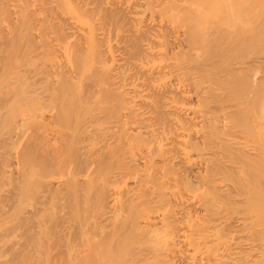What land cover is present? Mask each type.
I'll return each instance as SVG.
<instances>
[{
	"label": "bare ground",
	"instance_id": "6f19581e",
	"mask_svg": "<svg viewBox=\"0 0 264 264\" xmlns=\"http://www.w3.org/2000/svg\"><path fill=\"white\" fill-rule=\"evenodd\" d=\"M0 264H264V0H0Z\"/></svg>",
	"mask_w": 264,
	"mask_h": 264
},
{
	"label": "rangeland",
	"instance_id": "374dc122",
	"mask_svg": "<svg viewBox=\"0 0 264 264\" xmlns=\"http://www.w3.org/2000/svg\"><path fill=\"white\" fill-rule=\"evenodd\" d=\"M242 76H245L247 79L248 78H252V72H246L244 75L242 74ZM246 80V79H245ZM64 188V185L61 186L60 190H62Z\"/></svg>",
	"mask_w": 264,
	"mask_h": 264
}]
</instances>
